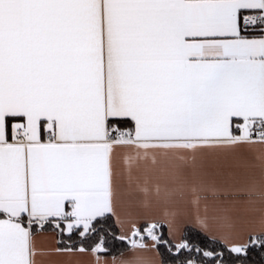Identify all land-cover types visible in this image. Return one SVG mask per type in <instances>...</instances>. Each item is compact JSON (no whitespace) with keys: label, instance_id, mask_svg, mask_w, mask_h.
I'll list each match as a JSON object with an SVG mask.
<instances>
[{"label":"snow or ice","instance_id":"6c2138e0","mask_svg":"<svg viewBox=\"0 0 264 264\" xmlns=\"http://www.w3.org/2000/svg\"><path fill=\"white\" fill-rule=\"evenodd\" d=\"M112 218L111 264L264 253V0H0V264H110Z\"/></svg>","mask_w":264,"mask_h":264},{"label":"trees","instance_id":"16d2710c","mask_svg":"<svg viewBox=\"0 0 264 264\" xmlns=\"http://www.w3.org/2000/svg\"><path fill=\"white\" fill-rule=\"evenodd\" d=\"M106 227H108L107 243H106V247L108 251L105 255H116L131 247L129 239H125V240L119 239L120 235L118 234V228L114 221V218H112L107 222ZM184 232L185 235L193 243H196L201 247H205L208 250H212L213 248H217V250H219V248L222 247V245L218 240H213L211 237H208L207 235L200 232V230L196 228L188 226L184 228ZM158 234L162 236L164 240L170 241L164 224H162L161 227L158 228ZM66 239L67 237L65 236V240ZM72 243H79V238L78 237L74 238ZM89 243L91 244L93 243V241H89ZM156 249L159 252L161 261L164 264H172L173 253H170L168 251L167 245L164 244L157 245ZM185 255H188V253H185ZM192 255H196V253L193 252ZM262 260H264V253H260L259 250L257 249L256 251L250 254L249 264H261Z\"/></svg>","mask_w":264,"mask_h":264},{"label":"crops","instance_id":"0c3cea01","mask_svg":"<svg viewBox=\"0 0 264 264\" xmlns=\"http://www.w3.org/2000/svg\"><path fill=\"white\" fill-rule=\"evenodd\" d=\"M161 215H162V213H161ZM194 218H195V209H192V219L189 223H187L184 226V228L189 226V227H193V228H196L199 230L198 226L194 223ZM114 221L116 223L115 218H114ZM116 225L118 228V234L121 236L122 235V229L117 223H116ZM164 225L166 227L167 235H168L169 239L171 240V237L168 234V225H167V223H164ZM207 236L211 237L209 235H207ZM58 239H59V237L54 236L52 229H49L47 232H45L43 234H39L37 237L38 243L43 247H49V246L55 244ZM148 243H152V242L150 240H148ZM131 250H132L131 247H129L125 251H123L119 254H116V255H105V254H103V258L108 260L111 264V262L113 261V258H115L116 260H119V259H121L122 255L127 256ZM157 252H158L157 249H154L151 252H144V253H142V255L145 257L146 260H148L150 262V264H164L161 261L159 252H158V254H157ZM81 259L83 260V264H93V258L91 256H84Z\"/></svg>","mask_w":264,"mask_h":264},{"label":"built area","instance_id":"2783aa9c","mask_svg":"<svg viewBox=\"0 0 264 264\" xmlns=\"http://www.w3.org/2000/svg\"><path fill=\"white\" fill-rule=\"evenodd\" d=\"M259 25H257V27H256V30L258 31L259 30ZM249 31L251 32L252 30L251 29H249Z\"/></svg>","mask_w":264,"mask_h":264}]
</instances>
